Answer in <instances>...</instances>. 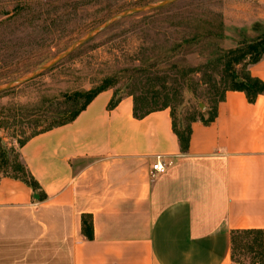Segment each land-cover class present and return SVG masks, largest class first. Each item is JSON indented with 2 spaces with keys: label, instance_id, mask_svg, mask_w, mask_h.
I'll return each instance as SVG.
<instances>
[{
  "label": "crops",
  "instance_id": "0c3cea01",
  "mask_svg": "<svg viewBox=\"0 0 264 264\" xmlns=\"http://www.w3.org/2000/svg\"><path fill=\"white\" fill-rule=\"evenodd\" d=\"M248 71L264 84V57ZM113 97L17 149L46 199L0 175V264H232V232L246 230L264 247V95L226 91L185 153L169 109L137 119L131 96ZM156 156L166 171L152 177Z\"/></svg>",
  "mask_w": 264,
  "mask_h": 264
},
{
  "label": "rangeland",
  "instance_id": "374dc122",
  "mask_svg": "<svg viewBox=\"0 0 264 264\" xmlns=\"http://www.w3.org/2000/svg\"><path fill=\"white\" fill-rule=\"evenodd\" d=\"M162 1L0 0V86L50 62L110 17ZM220 22L222 39L184 42L190 32L217 30ZM263 35L264 0H177L130 14L36 78L1 92L0 142L17 151L20 142L46 127L52 112L68 115L82 103L68 104L65 97L94 90L106 79L119 95L147 96L149 105L171 93L178 122L195 112L206 118L223 90L222 69L208 59ZM162 55L168 59L155 61ZM234 248L236 261L248 264L252 254L242 249L241 238Z\"/></svg>",
  "mask_w": 264,
  "mask_h": 264
},
{
  "label": "trees",
  "instance_id": "16d2710c",
  "mask_svg": "<svg viewBox=\"0 0 264 264\" xmlns=\"http://www.w3.org/2000/svg\"><path fill=\"white\" fill-rule=\"evenodd\" d=\"M198 23L199 21L196 20ZM189 22H193L190 20ZM202 23V22H200ZM212 24V23H211ZM209 24V26H212ZM223 24L220 22L217 26V30H197L189 33V36L184 39L186 43H199V42H210L214 39L223 38ZM177 47H173L175 50ZM168 55H162L155 59V61H165L168 59ZM264 57V35L256 41L249 42L242 47L228 50L220 56H214L212 59H208V63L214 66H220L223 72V77L220 80V84L223 86V90L219 98L214 101L212 110L208 113L205 118L203 113H193L188 117L186 123H181L177 121L175 113L170 106L172 97L171 93H166L162 101H154L149 105L147 96L138 97L133 95V93L126 94L131 96L133 99V114L137 119H141L151 112L160 111L164 109L170 110L172 130L176 135L180 150L185 153L188 150L189 138H190V125L192 122L200 121L203 124H209L212 122L216 116L217 104L224 99V94L226 91H238L243 92L249 103H253L258 95H264V84L255 78H252L249 74L248 67L261 60ZM157 63V62H155ZM113 83L110 79H106L103 84L91 91L85 93L75 92L70 96L65 97L68 104H76L78 101L82 100L80 106L71 110L68 115H65L60 110L52 112V117L46 119V127H44L38 133L32 135L35 136L39 133L48 131L54 127L62 126L72 122L80 112H82L86 106L96 97L100 92L111 89ZM125 96V95H124ZM121 95L117 91H114V97L109 103V108H113L118 104L121 99ZM158 104H160L158 106ZM148 106H152L151 108ZM156 106V107H153ZM31 138V137H30ZM28 139L20 142L18 148L24 145ZM11 172H10V171ZM0 175L4 177H9L15 180L23 182L28 186L32 192L34 198L39 201L46 199L45 194L42 192L38 182L32 177L28 169L23 165L19 159L18 151L14 149H7L0 142ZM81 231L86 239L91 240L93 238L92 223L90 217H81ZM241 238L242 249L248 253L252 254L248 264H264V247L262 243V232L259 230H246V231H236L232 232L231 236V262L232 264H242L235 259V243L236 239Z\"/></svg>",
  "mask_w": 264,
  "mask_h": 264
},
{
  "label": "water",
  "instance_id": "95a60500",
  "mask_svg": "<svg viewBox=\"0 0 264 264\" xmlns=\"http://www.w3.org/2000/svg\"><path fill=\"white\" fill-rule=\"evenodd\" d=\"M175 1H177V0H164V1L160 2V3H158V4L144 5V6L132 8V9L123 11L121 13H118V14L110 17L103 24H101L100 26L96 27L95 29H93L92 31L87 33L85 36H83L80 39H78L77 41H75L72 45H70L66 50H64L59 55H57L50 62L42 65L41 67H39L37 69H35L29 75H27V76H25L23 78L16 79V80H14V81L6 84V85L0 86V93L4 92V91H7V90H10V89H12V88H14L16 86L22 85L24 83H27L28 81L36 78L41 73L47 71L48 69H50L54 65L58 64L60 61H62L66 57H68L78 47L82 46L89 39H91L93 36H95L96 34L100 33L101 31H103L104 29H106L108 26L113 24L115 21H117V20H119V19H121L123 17H126V16H128L130 14L146 13V12L155 11V10L163 8V7L173 3Z\"/></svg>",
  "mask_w": 264,
  "mask_h": 264
},
{
  "label": "built area",
  "instance_id": "2783aa9c",
  "mask_svg": "<svg viewBox=\"0 0 264 264\" xmlns=\"http://www.w3.org/2000/svg\"><path fill=\"white\" fill-rule=\"evenodd\" d=\"M166 171V165L162 160L161 156H156L154 159V163L152 164V177L155 175L163 174Z\"/></svg>",
  "mask_w": 264,
  "mask_h": 264
}]
</instances>
